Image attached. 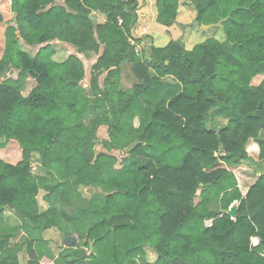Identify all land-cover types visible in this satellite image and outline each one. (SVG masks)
Here are the masks:
<instances>
[{
	"label": "trees",
	"instance_id": "obj_1",
	"mask_svg": "<svg viewBox=\"0 0 264 264\" xmlns=\"http://www.w3.org/2000/svg\"><path fill=\"white\" fill-rule=\"evenodd\" d=\"M9 1L19 36L7 40L0 71L18 74L0 85V149L16 140L22 159L0 160V264H41L49 230L77 235L69 264H264V0H209L196 20H223L222 39L191 49L171 39L146 62L131 43L139 0ZM154 2L157 23L176 24L181 0ZM56 46L70 54L57 60ZM78 55L97 58L88 86ZM126 63L139 83L122 90ZM167 76L181 92L143 118L141 97ZM91 114L107 138L85 124ZM112 150L126 154L120 164ZM36 159L49 181L34 176ZM242 165L258 175L246 196L227 168ZM6 211L22 224H7Z\"/></svg>",
	"mask_w": 264,
	"mask_h": 264
},
{
	"label": "crops",
	"instance_id": "obj_2",
	"mask_svg": "<svg viewBox=\"0 0 264 264\" xmlns=\"http://www.w3.org/2000/svg\"><path fill=\"white\" fill-rule=\"evenodd\" d=\"M6 1L10 2L9 0H6ZM61 5H63V4H61ZM10 6H11V2H10ZM197 15H198V12H197ZM138 16H139L138 22L132 30L131 43L134 46L136 52L141 54L143 56V59L146 62V60L150 59L152 47H165L169 44L171 39H174V40L178 39L176 36L177 32L174 29V28H176L177 24H174L171 27L163 26L164 27L162 30L163 33L159 32V35H164L166 32H169L170 37L168 38L167 36H165V39L163 38V40H162L163 45L159 46L156 43V39H155L154 35H152L153 34L152 33L153 32L152 27L155 26V23L152 26H147L146 23H144L146 18H143L144 15H140L139 9H138ZM155 22L157 23L156 19H155ZM194 25H197V24H194ZM146 26L149 28V30ZM177 28H178V31L180 30L182 32L180 27H177ZM192 28H194V26H192V24H188L187 28L185 30V34L189 33V31L192 30ZM193 31H195V30H193ZM66 47L70 50V52H72V50L75 51V49H73L70 46H66ZM4 50H5V47L3 48V54H4ZM101 50L103 52V48ZM74 53L77 54L76 51ZM74 53L72 52L71 54H74ZM78 56L82 60L85 58L82 55H78ZM1 57H2V55H1ZM89 61H93V59H91ZM84 64H85V62H84ZM125 71H128L126 74H128L132 77H135V79H136L134 84L128 89H124L122 86H120L122 90H129V89L134 88L139 83V80L137 79V77L134 74V66L126 63L122 67L121 82H122V78H123ZM16 72H18V71H16ZM149 73L154 74L152 69H149ZM181 89H182L181 84L179 82H177L173 77L167 76V77L161 78L159 81H157L152 86V88L149 90V92L147 94H145L143 97H141L140 103H141V106L143 108V111H145V106H147V107L149 106V107L154 108L160 104L167 103L175 95L180 93ZM151 113H152V109H151ZM92 117H93V114L88 116V118L85 120L86 125H89L91 123ZM140 119L141 118L139 116L136 119V121H138ZM136 121H135V125H136ZM101 127H104V126H101ZM13 141H15V140H11L8 143V145L13 143ZM8 145H6V147H8ZM6 147L3 149H0V151H4V152L0 153V160L4 161L6 163H9V164L16 165L22 159V151H21L20 146L15 145V149L5 151V149H7ZM34 166H36L35 171H34V173H35L34 176H36L40 180L49 181L48 176L41 169V165H40L38 159H36L34 161L33 170H34ZM227 168L235 174V176L238 180V187H239L241 193L243 194V196H246L248 191L250 190L251 186H253L256 183L258 175L254 172L253 169H252V171H249L248 168L251 169V167H248L245 165L238 166V167H232V168L227 167ZM5 219H6L7 224H9L10 226H18V225L22 224L21 219L18 216H16L15 214L11 213L10 211L5 212ZM51 232H52V230H49V231L43 233V236L45 237V239L50 240V241L45 243L44 257L41 261V264H69L70 260H67L65 257L68 256L72 251L76 250L75 245L78 244L79 242H77L74 245V247H67L65 244V239L67 237L64 238L62 236H57L56 238H51L50 237ZM59 235H60V233H59ZM22 236H24V237L26 236L24 232H22L21 235H19L17 238L13 239L11 241L12 244L17 243ZM40 237H41V232H34L32 239H39ZM21 253H24V255H25L26 254L25 249H23ZM21 253H20V259H21ZM88 253H90V252H88ZM21 262H22V259H21Z\"/></svg>",
	"mask_w": 264,
	"mask_h": 264
},
{
	"label": "rangeland",
	"instance_id": "obj_3",
	"mask_svg": "<svg viewBox=\"0 0 264 264\" xmlns=\"http://www.w3.org/2000/svg\"><path fill=\"white\" fill-rule=\"evenodd\" d=\"M208 1L209 0H181L178 22L181 25L191 24L197 17V11L199 9H201L202 7H204L205 4L208 3ZM61 4H64V2L62 0H54L53 5H61ZM139 11H140V15H144L143 18H146L144 23H146L147 26H152L155 23V26L152 27V31H153L152 35H154L157 45L162 46L163 45V43H162L163 38L165 39V36H167L169 38L170 34H169V32H166L164 35H159V32L163 33L162 30L164 27L155 22L156 8H155L154 0H139ZM0 13L4 17V20L2 22H0V60H1V55L3 54V48L6 46L7 40L8 39H15L19 35H18L17 30H16L15 23H13V21L11 22V19L13 17V13L11 11L10 2H8L6 0H0ZM192 26H194V28H192V30H190L189 33H186L185 38H184V43L188 49H191L193 47V44H195L199 40H202V38L216 37V38L222 39V33H221L220 29H218V28H212L210 30H204L199 25H192ZM177 27H180V26L176 25V28H174V29L176 30V32H177L176 36L179 39L182 36V32L180 30L178 31ZM148 30H149V28H148ZM193 30H195V31H193ZM24 48L30 53H36L37 52V49H35V48H26V47H24ZM56 49H57L58 54L60 53L59 56L57 57V60H63L67 57L68 54H70L68 52H65L60 46H56ZM72 52L74 53L75 51L72 50ZM101 52H102V50H101ZM83 60L85 62V67H86V77H85L83 84H84V86H88L91 82L92 66L97 61V58L93 59V61H89L88 59H85V58ZM128 71L124 72L122 82H121V86L124 89L130 88L134 84V82L136 81L135 77H132V76L126 74ZM17 74H18V72H16L15 70H12V69H5L4 71H0V85L3 84L5 82V80L8 78L17 77ZM104 78H105V75L102 77L101 83L103 82ZM262 78L263 77L259 78L257 80L256 84H260V82L262 81ZM27 84L28 85H26V89L23 92V94L25 96H27L30 93L31 89L34 86H36V81L30 78L28 80ZM150 111H151V107L145 106V112L146 113H144L143 118L147 119V116H149ZM96 117H97V115H96ZM96 117H94V118L92 117L91 123L94 121V123H93L94 127L98 128L97 133H98L100 139H105V138H107V133H108L107 128L101 127L100 125H98L99 123L97 124L96 120H95ZM220 122L222 124L227 123V121H225L224 119H221ZM142 124H143V121H141V119L136 121V126L138 128H141ZM3 143H4V141H0V145H3ZM15 145H19V143L16 140L13 141V143H11L10 145H8V147H6L7 149H5V151L15 149ZM96 150L98 152H107V150L103 146H100V145L96 148ZM1 152H4V151H0V153ZM109 153L118 158L119 164L122 161V158L126 155L125 153L118 151V150H112ZM119 164H118V166H119ZM35 168H36V166H34V171H35ZM252 169H253L252 167H251V169L248 168L249 171H252ZM97 191L98 190L96 187H90V188L84 190V195L88 198H90V197L92 198L95 196ZM42 196H43V193L40 195V201H41V204L43 206H45L43 201H42ZM235 206L238 209L239 203H236ZM83 207H85V204L81 203V205L78 204L75 207V209L79 210ZM57 236H60L59 233L55 230H52L50 237L56 238ZM22 240L23 239L20 238L19 241L21 242ZM256 242H257V239H254L253 243L255 244ZM148 253H149L148 254L149 260L151 262H154L156 260V254L151 250H149ZM25 257H26V255H24V253H21L22 263H24ZM136 264H144V263L142 261H138Z\"/></svg>",
	"mask_w": 264,
	"mask_h": 264
},
{
	"label": "water",
	"instance_id": "obj_4",
	"mask_svg": "<svg viewBox=\"0 0 264 264\" xmlns=\"http://www.w3.org/2000/svg\"><path fill=\"white\" fill-rule=\"evenodd\" d=\"M199 13V12H198ZM176 24L178 26H180L181 30H182V36L178 39L179 44L181 45V47H184L185 43H184V38H185V30L187 28V25H181L179 22H176ZM192 25L197 24V20L195 19L192 23ZM201 26L202 29L204 30H210L212 28H222L223 26V20L221 22H219L218 24H213V25H199ZM236 204H234V206H232L229 211H228V215L230 217H232L233 219H235L237 217V213H238V209L235 206ZM77 235H73V236H68L65 239V244L67 247H74V245L77 243Z\"/></svg>",
	"mask_w": 264,
	"mask_h": 264
},
{
	"label": "built area",
	"instance_id": "obj_5",
	"mask_svg": "<svg viewBox=\"0 0 264 264\" xmlns=\"http://www.w3.org/2000/svg\"><path fill=\"white\" fill-rule=\"evenodd\" d=\"M212 224H213V220H210V219H207L206 221H205V225L207 226V227H211L212 226ZM254 239H257V242L254 244L253 243V240ZM253 240H252V245L253 246H258V244H259V239L258 238H253Z\"/></svg>",
	"mask_w": 264,
	"mask_h": 264
}]
</instances>
